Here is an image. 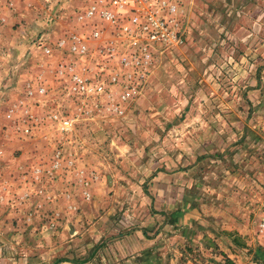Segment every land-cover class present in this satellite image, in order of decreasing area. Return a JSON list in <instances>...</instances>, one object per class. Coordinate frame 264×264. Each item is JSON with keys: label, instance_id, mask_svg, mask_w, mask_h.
I'll return each mask as SVG.
<instances>
[{"label": "rangeland", "instance_id": "374dc122", "mask_svg": "<svg viewBox=\"0 0 264 264\" xmlns=\"http://www.w3.org/2000/svg\"><path fill=\"white\" fill-rule=\"evenodd\" d=\"M25 1L0 11V264H131L101 257L122 259L114 238L135 229L150 246L134 264H264L255 231L264 210V38H224L225 23L204 22L206 31L159 55L152 101L140 94L123 115H79L56 78L54 43L79 30L84 0ZM50 111L76 114L69 131ZM189 196L226 215L228 233L215 245L203 240L208 254L170 236L178 229L160 214Z\"/></svg>", "mask_w": 264, "mask_h": 264}, {"label": "built area", "instance_id": "2783aa9c", "mask_svg": "<svg viewBox=\"0 0 264 264\" xmlns=\"http://www.w3.org/2000/svg\"><path fill=\"white\" fill-rule=\"evenodd\" d=\"M77 9L79 30L58 37L56 78L77 114L97 111L123 115L122 105L139 97L160 54L184 44L180 0H84ZM45 55L52 47L39 42ZM87 62L81 66V61ZM89 61V62H88ZM32 94L31 90H28ZM35 93H47L41 80ZM68 112V111H67ZM75 113L49 112L60 130L69 131ZM264 248V210L255 223Z\"/></svg>", "mask_w": 264, "mask_h": 264}, {"label": "crops", "instance_id": "0c3cea01", "mask_svg": "<svg viewBox=\"0 0 264 264\" xmlns=\"http://www.w3.org/2000/svg\"><path fill=\"white\" fill-rule=\"evenodd\" d=\"M12 1L0 0V7L2 6V8H0V11L2 13L7 10L9 11L8 6L14 3V2L12 3ZM25 3L30 4L29 0H26ZM183 3H184L183 5L184 16L182 20V29L184 31L186 40L191 36L192 32L194 33L195 31H200V33L201 32L203 33L204 31H206L207 29H204L205 25L203 26V28H201V25L204 24V22L213 21V22H217L218 24L223 23V26L225 23L227 30H225L224 28V32H223L224 38L226 37L230 39L233 37L241 36L244 37L245 39L260 38L261 41H263L264 0H213L210 6L209 4L205 3L204 0H183ZM194 6L196 8L201 7V10L198 13H196V15L195 12L193 11ZM206 11L208 15L205 16L204 13H206ZM232 12L236 13V17H234L233 19L231 18ZM233 25L234 26L236 25L234 30H233L234 27ZM194 27L195 29H193ZM217 28L218 27L211 28L213 33L216 31ZM238 28L239 30H237ZM219 29H220V25H219ZM247 53L253 54L252 49L249 46H245L244 54ZM249 58H252V56H249ZM253 63L255 62L246 60V62H243L242 64H244V66L247 65L253 66ZM159 65L160 64L158 62L155 64L152 74ZM151 75H150V79H148L150 85L148 86L147 90L146 88L143 90V94L141 93V95L143 98H146L145 100L148 99L152 101L157 94L155 88L158 87V84L154 83V80L152 81ZM204 95H205L204 92L200 93L198 98L201 100ZM138 99L139 97L134 101ZM127 109H129V106L128 107L126 106L125 110ZM144 111L145 110L142 109L138 110L137 116L136 117H134L135 115L133 116L135 124L138 123L140 117L145 116ZM127 116H131V115H127ZM130 118L132 119V117ZM132 122L133 120L131 121V123ZM128 124L130 125V122ZM132 128L135 129V127ZM213 134H217L215 130ZM203 150H205L204 147L198 149L199 156L203 154ZM138 161L139 160H137L136 162L137 164ZM128 162L132 164V159ZM96 176L99 177L98 174ZM197 202L189 200L186 202H182V204L180 205H178L177 203L176 206L175 204L172 205L169 204L166 208L161 209L162 211L160 212V214H163V216L165 215L164 226H166L167 228L174 227L178 229V231L172 230L170 236L176 237L177 241H189L190 243L193 241L195 242L194 244L197 243L195 246H199V248L203 250V254H208L209 250H211L210 249L211 245L208 241L214 242L215 245L217 244L216 239L220 238V236L217 235L218 233H220V235L223 233L225 234L228 233V231H224L227 229H225L224 225L222 224V222L223 223L226 222L224 219L226 218V215L225 212L216 205L207 204L205 202H199V203ZM128 217H129L128 219H131L130 216ZM128 219L124 218L125 221ZM140 233L141 232L139 230L135 229L130 232L128 231L125 232L124 233L125 237L124 238L122 237V239H120L119 236L115 237L114 239H116V241L113 242L115 245L120 247L118 249L119 250L118 255L119 254L122 255V259H120V257H115L114 259H110V256L108 254H105L107 255L106 257L104 255H102L101 257L103 259L102 262L106 263L107 261H119V262L122 261V263L129 262L131 264H134L135 262L140 261L139 255H142V250L150 246L149 243L150 240L144 238L145 236L142 237ZM215 237L217 238L214 239ZM205 239L208 240L207 241L208 243L205 242L206 244L203 243V240ZM220 250L223 249L220 248ZM223 252L225 251L223 250ZM136 256H138V258ZM96 257L97 256L93 257L94 260ZM214 257L218 259L220 256L214 255ZM173 260L174 259L171 258V262H169L168 264H176L173 262Z\"/></svg>", "mask_w": 264, "mask_h": 264}, {"label": "trees", "instance_id": "16d2710c", "mask_svg": "<svg viewBox=\"0 0 264 264\" xmlns=\"http://www.w3.org/2000/svg\"><path fill=\"white\" fill-rule=\"evenodd\" d=\"M188 198H189L191 201H195V202L198 201V197H197V196H189Z\"/></svg>", "mask_w": 264, "mask_h": 264}]
</instances>
